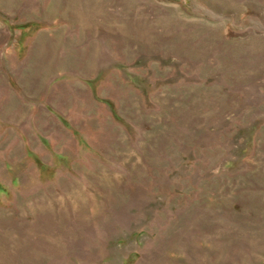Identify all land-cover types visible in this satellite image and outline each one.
Listing matches in <instances>:
<instances>
[{
  "label": "rangeland",
  "instance_id": "obj_1",
  "mask_svg": "<svg viewBox=\"0 0 264 264\" xmlns=\"http://www.w3.org/2000/svg\"><path fill=\"white\" fill-rule=\"evenodd\" d=\"M0 264H264V0H0Z\"/></svg>",
  "mask_w": 264,
  "mask_h": 264
}]
</instances>
